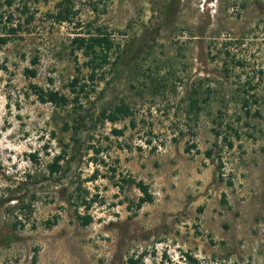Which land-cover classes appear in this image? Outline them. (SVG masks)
Masks as SVG:
<instances>
[{
    "label": "rangeland",
    "instance_id": "rangeland-1",
    "mask_svg": "<svg viewBox=\"0 0 264 264\" xmlns=\"http://www.w3.org/2000/svg\"><path fill=\"white\" fill-rule=\"evenodd\" d=\"M0 38V264H264V0H0Z\"/></svg>",
    "mask_w": 264,
    "mask_h": 264
},
{
    "label": "trees",
    "instance_id": "trees-1",
    "mask_svg": "<svg viewBox=\"0 0 264 264\" xmlns=\"http://www.w3.org/2000/svg\"><path fill=\"white\" fill-rule=\"evenodd\" d=\"M58 20L60 22L63 21H68L70 20L69 13L66 14L65 16L59 15ZM86 36L89 37H77L74 39V43L77 44V49L82 50L84 55L89 58V61L86 63L87 66L91 67L93 70V73L97 70L98 66L101 64V58H103L105 55L101 56L99 54H107L108 51L112 49V42L111 40L104 35L102 30L98 29L97 33L93 34L91 31H88ZM8 39L6 38H0V43L1 44H7ZM106 52V53H104ZM103 61V60H102ZM38 62L37 59H34L33 63L36 64ZM25 75L28 77H36L37 76V71L35 69H26L25 70ZM94 78V77H93ZM92 78V79H93ZM78 84V79L75 80L74 85L76 86ZM33 90L35 92V95L38 97V100L42 103H50L56 107H66L70 104L71 100L70 98L62 94L61 92L54 91V90H48L45 91L41 87L38 86H33ZM78 101V97L76 99ZM197 104L196 101H193V105ZM120 114H125L128 115L129 111L122 108L121 106L116 107V110L112 113L107 115L106 112L102 114V117L105 120H109L111 122H116L119 119ZM66 129L69 128V125H65ZM115 134L121 135L123 131L115 130ZM188 151L190 150L187 149ZM208 156H210V153H207ZM35 158V156H32ZM64 155H60L57 158H55L53 166H51V173L54 174L58 172L59 170V161L62 160ZM122 182L127 185L134 186L136 189H138L141 193L142 196L138 198L137 203L128 206L129 211L133 210V207L136 212L141 210L144 205L146 204H152L154 202V195L150 191V186L147 185L144 181H138L134 178H128V179H122ZM122 188V187H121ZM136 212L134 214H136ZM82 220V225L83 226H88L92 222V218L90 216H85L81 217ZM58 221V217H55V221L51 223L52 221H48V224L50 225H56ZM186 264H198L197 259H194L190 255H187ZM139 261L136 260H131L130 264H138Z\"/></svg>",
    "mask_w": 264,
    "mask_h": 264
}]
</instances>
